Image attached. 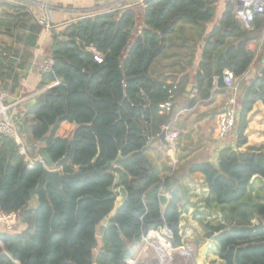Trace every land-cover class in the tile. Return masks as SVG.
<instances>
[{"label": "trees", "instance_id": "16d2710c", "mask_svg": "<svg viewBox=\"0 0 264 264\" xmlns=\"http://www.w3.org/2000/svg\"><path fill=\"white\" fill-rule=\"evenodd\" d=\"M216 1L146 0L142 29L130 45L132 8L86 17L52 33L46 55L53 64L41 73V91L25 110L9 113L32 165L20 153L21 145L0 135V210L17 213V222L25 224L21 231L0 225V264H127L130 245L140 243L150 229L165 228L172 236L170 246L182 245L176 172L161 179L145 154L171 119L172 106L165 110L161 105L176 94L149 69L180 24L201 27L213 18ZM234 5L227 1L202 49L195 75L200 98L209 96L214 82L224 84L225 69L238 78L251 64L253 53L246 44L254 36L235 20ZM259 20L256 16V27ZM42 29L22 6L8 4L1 12L0 35L11 40L0 41V94H17ZM88 46L96 48L101 62ZM258 100L264 103V61L241 94L233 124L235 148L225 145L216 164L193 163L186 172L203 174L206 204L221 214V222L205 224V237L217 233V256L224 264H264V226L229 229L250 226L255 219L264 223V192H252L256 182L264 189V146L239 150L246 143L247 114ZM62 122L75 124L68 137L56 134ZM37 145L63 174L100 172L60 188L46 185L31 207L30 190L44 170L43 159L32 152ZM160 194L168 195L164 209Z\"/></svg>", "mask_w": 264, "mask_h": 264}, {"label": "crops", "instance_id": "0c3cea01", "mask_svg": "<svg viewBox=\"0 0 264 264\" xmlns=\"http://www.w3.org/2000/svg\"><path fill=\"white\" fill-rule=\"evenodd\" d=\"M139 1L0 0L5 5L4 7L0 6V14L7 8L8 4L21 6L17 2L26 4L36 16L42 7L45 9L48 24L53 26L77 17L129 6ZM227 1L233 0H217L214 3L213 18L201 27L190 23L180 24L176 32L169 36L164 50L155 58L149 69L151 75L158 79H164L165 82L171 84L176 94L174 101H170V107L172 106L173 111L167 127L170 130L178 131L179 137L175 142H170L166 139V143L162 142L159 137L153 139L145 151L148 159L158 168L161 179L169 177L176 172L178 177L176 187L182 190L181 202L178 206L180 212L179 234L182 245L178 248L170 247L169 249V253L174 251L172 258L176 260L173 264H224L217 256L218 244H216V255L211 256L200 243L207 232L205 224L221 222V214L214 206L209 207L206 204L208 188L204 183L203 174L200 172L188 174L186 172L193 163L209 161L216 164L218 152L223 146H235L233 129L225 138H219L218 136L220 114L230 104L233 105L237 112L238 107L235 106V98L239 93H243L246 87L259 75L261 70L259 61L261 60V63L264 61V47L261 48L263 37L258 40H249L246 44V49L253 53V58L246 72L240 77H236L235 89L229 90L224 84L217 86L214 82L209 91V96L207 98L199 97L195 75L200 72L199 65L202 49L209 35L221 20ZM144 6L145 3L130 7L135 13V24L129 45L132 44L134 38L139 35L142 29ZM257 17L262 18L263 21L259 20L258 27L253 22L251 31L254 30L264 36V17L258 15ZM59 28L61 26L56 31ZM9 40L11 39L0 35V41L6 43ZM233 40V38L227 39V41ZM51 43L52 32L43 28L37 40V46L32 50L33 58L30 59L27 67L21 72L20 87L17 90V94L5 95L1 93L5 96L10 114H14L18 110H25L29 106L28 102L34 99V96L41 91L38 88L41 81V73L31 63L34 61L40 62L47 57L46 53ZM18 47L21 48V45ZM224 50L222 49L221 51ZM10 59L14 62L16 61L12 59V56ZM74 128V123L62 122L56 134L61 137H68ZM245 136L246 143L239 147V150L264 146V103L261 100L256 101L247 114ZM37 146L42 147L41 145ZM40 148L36 150L38 151ZM29 156L31 159V155ZM254 181L256 182L257 179ZM256 183V187L252 192L258 193L259 191V193H263L262 184ZM122 196L123 194L120 195L121 200ZM36 201V198L31 197L29 205L35 207ZM24 227L25 224L19 222L15 225L17 231H21ZM213 242L216 243L214 239L212 244ZM198 250L199 252H197ZM188 254L190 256L189 262L184 259ZM211 258L213 259L211 260Z\"/></svg>", "mask_w": 264, "mask_h": 264}, {"label": "built area", "instance_id": "2783aa9c", "mask_svg": "<svg viewBox=\"0 0 264 264\" xmlns=\"http://www.w3.org/2000/svg\"><path fill=\"white\" fill-rule=\"evenodd\" d=\"M234 1L235 6L233 10V16L235 20L240 23L244 29L251 31L253 29V22L255 17L257 15L264 17V0ZM37 22L40 25H48L45 9H43L42 17H37ZM87 48L93 53V58L97 62H101V55L96 50V48L93 46H88ZM12 59L17 60L14 56H12ZM52 64L53 60L49 56L45 57L40 62L34 61L31 63V65L40 73L48 72L51 69ZM235 79L236 77L233 75L232 71L228 69H225L223 71V83L224 86H226L229 90L235 89ZM2 99H5V96L3 94H0V135L11 137L15 140L17 144L22 146L21 137L19 136L16 126L13 123L11 116L9 115L8 106H3ZM169 107L170 102H166L161 105V108L165 110H168ZM236 115L237 112L232 104L228 105L220 114L218 128L219 138H225L232 131ZM164 130L166 131L165 138L167 139V141L175 142L176 139L179 137V132L176 130H170L167 126L164 128ZM19 151L21 154L24 155V159L27 164L31 166L32 161L27 155H25L26 152L23 150V148L19 149ZM43 165L44 167L49 168V165L44 160ZM54 168H56L60 172L59 168ZM17 221V213L3 212L0 210V225H2V227L6 230L13 229ZM171 237V233H169L165 228L159 230H148V232L142 237L140 243H133L130 245L131 252H133L134 255L127 259V264H148L147 260L149 257V253H153L156 257L160 259V263H162L163 259L167 257V255H169V249L171 247L169 242L171 240ZM0 247H2L1 242Z\"/></svg>", "mask_w": 264, "mask_h": 264}, {"label": "water", "instance_id": "95a60500", "mask_svg": "<svg viewBox=\"0 0 264 264\" xmlns=\"http://www.w3.org/2000/svg\"><path fill=\"white\" fill-rule=\"evenodd\" d=\"M145 2H146V0H140L138 3L130 4L129 6H125V7H121V8H115V9H112V10L103 11V12H99V13H95V14H91V15H87V16L77 17L75 19L68 20V21H65V22L57 24V25L50 26L49 24L48 25L42 24L41 26L43 28L49 29L52 33H55V31H56V29L58 27L66 25L68 23H71V22H74V21H78V20L86 18V17H92V16H96V15H100V14H104V13H108V12H113V11L122 10V9H125V8H130V7L139 5V4H144ZM17 4L27 8L31 12V14L33 15L34 19L37 21L36 15L29 9V7H27L26 4L19 3V2H17ZM221 53L223 54L224 51H221ZM34 102H35V100L31 99L28 102V105L30 106ZM165 137H166V131L162 130L161 133L159 134V139L162 142L166 143V138ZM233 147L235 148V146H233ZM37 155L49 165V168H45L44 167V170H43L41 176L38 179L37 185L35 186V188L30 190V195H31L32 198H36L37 199V193L39 191H41L48 184H50L54 188H60L62 183H64V182H75V181H78V180H83L86 177H89V176H91V175H93L95 173L100 172L99 170H95L94 169V170H89V171H85V172L76 171L73 174H63V173L59 172L56 168H54L55 167L54 163H53L51 157L49 156L48 152L44 148H40L37 151ZM117 182H118V176H115L114 184H116ZM109 190H112V187H110ZM159 201H160L162 209H164L166 207V205H167V202H168L167 195L160 194L159 195ZM111 224L112 223H110V222L107 223V225H111ZM263 226H264L263 221L259 220L257 223H253L250 226L231 225V226H229V229H245V230L251 231V230H254V229H259V228H261ZM118 233H120V232H118ZM216 235H217V233L212 235L211 239H214Z\"/></svg>", "mask_w": 264, "mask_h": 264}, {"label": "rangeland", "instance_id": "374dc122", "mask_svg": "<svg viewBox=\"0 0 264 264\" xmlns=\"http://www.w3.org/2000/svg\"><path fill=\"white\" fill-rule=\"evenodd\" d=\"M41 7V6H40ZM43 9L44 8H40V10H39V13H38V15H37V17H42V12H43ZM42 11V12H41ZM250 34V36H254L253 37V40H258L259 38H262L263 37V43H262V46H261V48H263L264 47V36H262L259 32H257V33H259V35L258 36H256V32L255 31H251V32H249ZM252 40V39H251ZM259 63L261 64V60L259 61ZM241 94L242 93H239L238 94V96L235 98V106L236 107H238V105H239V101H240V97H241ZM2 103H3V106H5L6 105V101H5V99H2ZM0 116H1V114H0ZM23 148V150L26 152L25 153V155H27L28 157H30L28 154V149L26 150V147L24 146V145H22L19 149H22ZM37 148H40V146H37ZM36 148V149H37ZM34 150V151H32V152H34V153H37V150ZM120 200H121V197L119 196V198H118V200H117V203H119L120 202ZM259 220L258 219H255L254 221H253V223H257ZM212 241H213V239H211V237H209V238H204L200 243H202V246H204L206 249H207V251H208V254L209 255H211V256H214V255H216V252H217V243H215V242H213V244H212ZM189 245V244H188ZM212 245V246H211ZM197 252H199V250L197 251ZM188 253V252H187ZM174 254V251L172 252H170L169 253V255H167V257H165L164 259H163V262L162 263H160V259L158 258V257H156L153 253H149V257H148V260H147V262H148V264H173L174 262H175V260L176 259H173L172 257L174 256L173 255ZM136 255V254H135ZM184 259L185 260H187L188 262L190 261V256H189V254H188V256L187 257H184ZM213 258H211V260H212ZM192 261H193V259H192ZM194 263V262H193Z\"/></svg>", "mask_w": 264, "mask_h": 264}]
</instances>
